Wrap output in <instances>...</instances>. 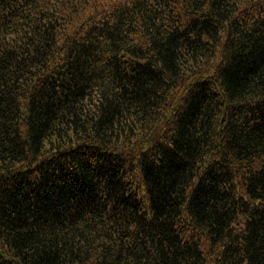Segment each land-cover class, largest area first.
I'll list each match as a JSON object with an SVG mask.
<instances>
[{
    "label": "trees",
    "instance_id": "1",
    "mask_svg": "<svg viewBox=\"0 0 264 264\" xmlns=\"http://www.w3.org/2000/svg\"><path fill=\"white\" fill-rule=\"evenodd\" d=\"M0 264H264V0H0Z\"/></svg>",
    "mask_w": 264,
    "mask_h": 264
}]
</instances>
